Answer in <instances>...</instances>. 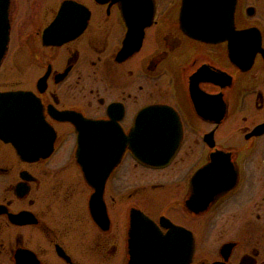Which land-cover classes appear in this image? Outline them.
<instances>
[{
  "label": "flooded vegetation",
  "instance_id": "1",
  "mask_svg": "<svg viewBox=\"0 0 264 264\" xmlns=\"http://www.w3.org/2000/svg\"><path fill=\"white\" fill-rule=\"evenodd\" d=\"M183 1L0 0V264H139L132 210L163 264H264V0H192L219 38ZM134 121L169 122L167 160Z\"/></svg>",
  "mask_w": 264,
  "mask_h": 264
},
{
  "label": "water",
  "instance_id": "2",
  "mask_svg": "<svg viewBox=\"0 0 264 264\" xmlns=\"http://www.w3.org/2000/svg\"><path fill=\"white\" fill-rule=\"evenodd\" d=\"M183 9L180 15L181 23L183 27L192 36L199 38H219L226 30L231 31V28L220 29L215 26L216 21H225L226 18L230 22L231 11L223 12L219 14L217 12H192L190 6L192 0L183 1ZM10 97V95L8 96ZM169 126L168 121H134L133 134L129 143L133 152V157L145 164L151 166H158L162 160H167V156L158 154V144L161 140L162 128ZM172 126V124H170ZM1 134V133H0ZM2 135V134H1ZM125 141L117 139L114 141L111 138V169L117 164ZM102 187L99 189L101 193ZM144 224L152 226V222L140 211H131V232L134 238H145L147 240L146 245L140 243V246H147V250L142 252L131 253L130 263L139 264H163L161 258L163 254L157 252V234L153 228L145 227ZM144 226V227H143ZM189 255L179 254V264H187ZM166 260V257H165Z\"/></svg>",
  "mask_w": 264,
  "mask_h": 264
},
{
  "label": "rangeland",
  "instance_id": "3",
  "mask_svg": "<svg viewBox=\"0 0 264 264\" xmlns=\"http://www.w3.org/2000/svg\"><path fill=\"white\" fill-rule=\"evenodd\" d=\"M132 176L135 177L134 179L146 180V181H149V183L151 181H155L154 179H151V177L154 176V173H152V172L144 173L141 175H140V173H137V174H135V176H134V173H132Z\"/></svg>",
  "mask_w": 264,
  "mask_h": 264
},
{
  "label": "snow or ice",
  "instance_id": "4",
  "mask_svg": "<svg viewBox=\"0 0 264 264\" xmlns=\"http://www.w3.org/2000/svg\"><path fill=\"white\" fill-rule=\"evenodd\" d=\"M211 167V166H210Z\"/></svg>",
  "mask_w": 264,
  "mask_h": 264
}]
</instances>
